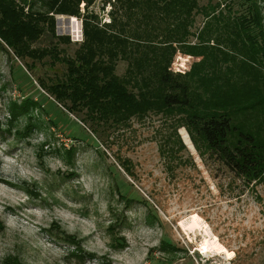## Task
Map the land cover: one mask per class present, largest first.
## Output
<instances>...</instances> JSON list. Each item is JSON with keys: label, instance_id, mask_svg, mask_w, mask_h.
<instances>
[{"label": "trees", "instance_id": "obj_1", "mask_svg": "<svg viewBox=\"0 0 264 264\" xmlns=\"http://www.w3.org/2000/svg\"><path fill=\"white\" fill-rule=\"evenodd\" d=\"M109 1L103 0L111 5L108 22L101 23L88 10L94 0H0V48H8L29 70L26 59L63 65L62 80L46 84L38 79L39 87L67 109L85 110L88 120L121 127L132 118L160 115L169 121L178 148L183 145L176 130L183 127L198 155L212 157L246 186L264 182V18L259 4L245 0V14L233 17L229 8L226 16L216 11L218 6L198 7V0ZM197 13L204 23L194 32ZM54 16L73 18L72 28L74 18L80 20L81 41L73 57L61 56L56 48L57 42L69 40L55 35ZM44 34L56 42L33 46ZM191 37L195 42L189 44ZM173 44L200 57L186 74L167 70ZM119 60L126 67L117 76ZM36 106L30 99L9 104L8 123L27 116L23 129L14 130L17 139L36 128L28 111ZM171 135L164 139L170 142ZM73 151L55 149L65 154L70 166ZM122 169L128 171L126 165ZM63 238L74 245L71 255L79 263L92 256L80 248L76 237ZM2 264L21 263L9 256Z\"/></svg>", "mask_w": 264, "mask_h": 264}, {"label": "rangeland", "instance_id": "obj_2", "mask_svg": "<svg viewBox=\"0 0 264 264\" xmlns=\"http://www.w3.org/2000/svg\"><path fill=\"white\" fill-rule=\"evenodd\" d=\"M255 1L264 18V0ZM109 2L112 4L113 0ZM197 5L218 6L216 11L224 14L229 8L228 15L233 17L243 16L247 7L245 0H198ZM110 7L103 4V0H94L88 10L97 14L101 23H107ZM72 19L54 16L55 35L68 36L69 40L56 43L61 56L73 57L81 41L80 20L74 18L77 23L72 28ZM194 21L191 31L195 32L204 23L202 15L195 14ZM262 29L264 32V19ZM76 32L78 36L73 37ZM188 40L189 44L195 42L194 37ZM54 42L55 38L44 34L33 46L43 48ZM172 46L176 48L167 66L171 74H186L194 62L200 61L199 56L185 54L176 45ZM25 61L32 69L29 70L23 60L15 59L8 48L5 47V51L0 48V145L6 143L11 152L5 154L21 159L34 152L35 158L41 161L43 176L40 182L21 185L3 177L4 184L11 180V186L0 195L11 196L13 188L27 193V188L32 197L24 207L28 212L56 207L60 203L57 192L62 191L74 205L71 210L78 217H92L97 212L95 202L91 196L81 195L76 183L82 172L76 159L90 152L95 156V163L86 171L105 178L107 184L104 199L108 201V209L98 216L97 222L112 224L111 229L107 228L112 248L125 247V238L121 235L124 228L131 229L130 245L135 244L134 232L151 235L155 230L162 234L160 243L147 249L145 264H264V182L246 186L212 157L198 155L183 127L176 130L183 145L178 148L169 121L160 115L149 113L144 118H132L121 127L88 120L85 110L73 112L67 109V104H58L39 87L38 79L46 84L62 80L63 65L52 64L48 59ZM115 66V75H122L125 61L119 60ZM25 99L37 103L34 108L28 107L30 120L36 128L17 139L14 130L23 129L27 116L22 114L8 123L11 118L9 104L19 105ZM40 133L44 134L45 142L33 144L31 141ZM168 135L172 137L170 142L164 139ZM68 147L74 148L71 166L65 154L55 152L56 148L66 150ZM48 156L63 160L65 170L52 172L44 167L42 161ZM125 165L128 171L122 169ZM69 170L74 174L68 175ZM194 223L208 233L213 251H201L200 232H186ZM63 234L67 235L55 222L50 228L41 229V235L68 250L65 264H86L94 259L92 254L79 263L71 255L74 245L64 241ZM78 242L81 244L80 240ZM163 243L168 245L163 246ZM22 252L23 249L18 248L15 256L20 263ZM100 264L109 262L101 258Z\"/></svg>", "mask_w": 264, "mask_h": 264}, {"label": "clouds", "instance_id": "obj_3", "mask_svg": "<svg viewBox=\"0 0 264 264\" xmlns=\"http://www.w3.org/2000/svg\"><path fill=\"white\" fill-rule=\"evenodd\" d=\"M45 139L44 134L40 133L31 142L44 143ZM7 152H11L7 144L0 145V193L11 186V180L17 185L35 184L42 180L41 161L35 158L34 152L27 153L24 159L5 154ZM76 160L77 166L82 170L76 183L80 186L81 195L93 198L96 214L88 218L78 217L71 210L74 205L62 191L57 192L60 203L56 207L25 212L24 207L32 197L18 188H13L11 196L0 195V264L9 256H17L18 248L23 249L20 255L21 264H65L68 250L53 243L49 237L41 235V229L50 228L53 222L67 235L76 236L81 241L80 247L93 254L94 259L86 264H100L101 258H106L109 264H145L147 249L159 245L162 234L155 230L151 235L134 232L135 244L130 245L128 234L131 229L124 228L121 235L125 238V247H111V237L107 234L110 225L107 222L103 225L97 222L98 216L108 209V201L104 199V189L107 187L105 178L86 171L95 163L93 153L86 152ZM42 162L49 171L65 170L63 160L58 157L48 156ZM3 177L11 178L8 184H4Z\"/></svg>", "mask_w": 264, "mask_h": 264}, {"label": "bare ground", "instance_id": "obj_4", "mask_svg": "<svg viewBox=\"0 0 264 264\" xmlns=\"http://www.w3.org/2000/svg\"><path fill=\"white\" fill-rule=\"evenodd\" d=\"M187 233L190 234H196V232H200L199 234H201L202 236V243H201V251L203 252H210L213 251L214 246H212L213 244L211 243V239L208 238V233L203 230L198 223H194L192 226H190L187 230Z\"/></svg>", "mask_w": 264, "mask_h": 264}]
</instances>
